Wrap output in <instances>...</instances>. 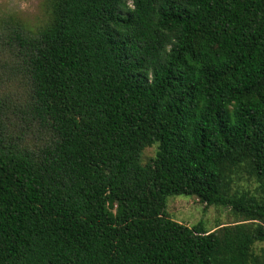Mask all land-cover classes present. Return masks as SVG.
I'll return each instance as SVG.
<instances>
[{
  "label": "trees",
  "instance_id": "trees-1",
  "mask_svg": "<svg viewBox=\"0 0 264 264\" xmlns=\"http://www.w3.org/2000/svg\"><path fill=\"white\" fill-rule=\"evenodd\" d=\"M50 11L41 37L14 41L31 113L57 139L19 150L0 135V264H264L251 252L264 244V0ZM239 175L263 196L232 193ZM173 195L243 224L178 223L165 214Z\"/></svg>",
  "mask_w": 264,
  "mask_h": 264
},
{
  "label": "rangeland",
  "instance_id": "rangeland-1",
  "mask_svg": "<svg viewBox=\"0 0 264 264\" xmlns=\"http://www.w3.org/2000/svg\"><path fill=\"white\" fill-rule=\"evenodd\" d=\"M53 0H0V135L12 147L39 150L53 144L57 135L53 127L43 126L31 113L32 85L26 55L18 48L14 36L41 37L49 27L50 6ZM158 145L144 149L143 165L156 157ZM234 185V186H233ZM234 192L263 196V185L239 175L236 183L228 185ZM117 203L109 206L116 215ZM165 214L178 223L193 227L202 224L206 231L236 227L243 219L231 209L201 204L197 198L173 195L167 198ZM264 244L255 241L251 246L254 256H262Z\"/></svg>",
  "mask_w": 264,
  "mask_h": 264
}]
</instances>
